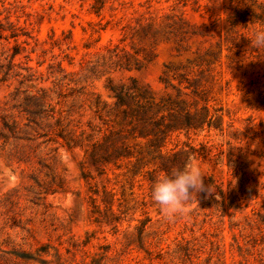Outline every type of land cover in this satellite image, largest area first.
<instances>
[{
	"label": "rangeland",
	"instance_id": "374dc122",
	"mask_svg": "<svg viewBox=\"0 0 264 264\" xmlns=\"http://www.w3.org/2000/svg\"><path fill=\"white\" fill-rule=\"evenodd\" d=\"M256 30L264 0H0V264H264ZM139 91L210 125L153 151ZM189 165L205 190L163 219L151 186Z\"/></svg>",
	"mask_w": 264,
	"mask_h": 264
},
{
	"label": "clouds",
	"instance_id": "9594fccd",
	"mask_svg": "<svg viewBox=\"0 0 264 264\" xmlns=\"http://www.w3.org/2000/svg\"><path fill=\"white\" fill-rule=\"evenodd\" d=\"M250 45L256 49H264V30H256L249 38ZM203 173L197 166H185L172 169L169 173L158 176L150 190V198L158 207L162 218L172 221L185 213L184 205L193 194L205 190ZM207 191H212L207 187Z\"/></svg>",
	"mask_w": 264,
	"mask_h": 264
},
{
	"label": "trees",
	"instance_id": "16d2710c",
	"mask_svg": "<svg viewBox=\"0 0 264 264\" xmlns=\"http://www.w3.org/2000/svg\"><path fill=\"white\" fill-rule=\"evenodd\" d=\"M117 98V103L120 106H123L125 102L120 98L118 94H115ZM132 108L128 113V108H123V117L129 116L128 123L132 124L135 121H139L143 123V132L148 135H151L150 145L153 147V151L158 150L161 151V146L165 142L166 137L168 134L176 129H185L189 130L195 126H202L204 122L209 126L210 121L212 119V115L207 117L204 116L203 119L195 118L194 115L196 113H190L189 110H185L183 112H179L177 109L169 101V98H166L164 102L162 101H154L150 98V96H146L145 91H139L133 95L132 98ZM153 105L160 106L157 108V113L166 111V114L171 116L169 121L164 122V114H161L158 118H153L152 115L149 117L146 116V111L153 108ZM206 111L208 110L207 106L203 107ZM208 112V111H207ZM156 116V114H154ZM179 116V117H177ZM207 117V118H205ZM141 132V133H143Z\"/></svg>",
	"mask_w": 264,
	"mask_h": 264
}]
</instances>
